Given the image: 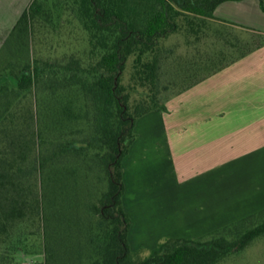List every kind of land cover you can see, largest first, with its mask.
<instances>
[{"label":"trees","instance_id":"obj_1","mask_svg":"<svg viewBox=\"0 0 264 264\" xmlns=\"http://www.w3.org/2000/svg\"><path fill=\"white\" fill-rule=\"evenodd\" d=\"M227 1L242 0H61L86 32L89 49L86 58L73 55L60 64L31 55L54 12L41 0L29 4L8 39L17 67L1 73L0 264H21L15 251L27 241L17 236L24 225L38 230L28 236L42 232L40 264H220L264 237L262 209L205 237L164 236L155 248L135 250L124 204L123 162L138 137V119L167 110L174 96L264 46L263 33L246 29L257 39L238 57L203 47L212 36L222 41L221 25L235 27L215 15ZM174 38L182 43L171 44ZM181 46L196 51L188 64L176 52ZM166 64L172 71L163 84ZM48 81L55 103L42 104L38 88ZM76 90L84 107L71 95ZM83 121L91 137L67 139ZM95 169L104 187L98 191L91 186Z\"/></svg>","mask_w":264,"mask_h":264},{"label":"crops","instance_id":"obj_2","mask_svg":"<svg viewBox=\"0 0 264 264\" xmlns=\"http://www.w3.org/2000/svg\"><path fill=\"white\" fill-rule=\"evenodd\" d=\"M215 15L264 34L260 0L227 1ZM136 133L123 162L133 249L164 236L205 237L264 209V46L139 118ZM153 148L158 167L148 160ZM145 199L143 241L132 211Z\"/></svg>","mask_w":264,"mask_h":264},{"label":"rangeland","instance_id":"obj_3","mask_svg":"<svg viewBox=\"0 0 264 264\" xmlns=\"http://www.w3.org/2000/svg\"><path fill=\"white\" fill-rule=\"evenodd\" d=\"M32 1L33 0H0V85L2 84L5 76L1 75L2 71L10 65L15 68L17 67L16 59L18 55H16V52L13 51L9 46L8 39L12 28L18 21L23 11L29 6ZM41 1H43L46 5L49 6V8L53 10L54 23H49L47 26H42L41 28H39V32H37L36 37V44L34 45V49H32L31 51V55L41 57L43 60L48 59L53 64L65 63L73 55L86 58L89 49L87 34L83 30L78 18L75 16L73 11L68 6H66L65 3L61 2V0ZM216 26L220 27L219 25ZM221 29L224 30L225 33L221 37L222 41L216 40L217 38L212 36L209 40H206L207 44L203 46L205 48L206 46L212 44L210 50L208 49V52L211 55H218L223 51L226 58L232 59L238 57L244 51L248 50V43L253 42L257 39L255 36L253 38L254 34L246 29L238 27L231 28V26H225V24L224 27L221 25ZM206 41H204V43H206ZM175 42L179 43L180 40L174 38L170 41L171 44ZM231 44H234L235 46H231ZM176 52L186 56L187 60L184 61L186 64L189 63V59H193L196 55V51L194 48H190V50H187V48L184 46L178 48ZM170 66L171 65L169 64L164 69V71L167 70V72L166 74H164V76L162 75L163 84L168 83L170 79L169 71H172V68H170ZM50 82L51 81L45 82L38 88L37 100L42 104H45L44 102L50 101L52 103H55L54 100L50 99V97L53 96L49 91ZM180 87L181 85L175 87V90L178 91ZM172 93V89H169L162 91L161 95L163 98H166ZM71 95L73 98L79 97L76 99H79L80 106L82 105V107H84L86 103V98L84 99V96L78 95L77 90L72 91ZM78 129L81 130L79 131ZM72 130L74 131V134H67V139H75L80 142L83 139L91 137L92 135L91 125H89L86 121L76 124L72 128ZM155 152V148L150 150L148 154V160H150L152 164H155V166L158 167L156 163L159 164L160 161H156V163L154 162V159L156 160ZM161 153L162 151L160 150L158 158L162 157ZM99 171L100 170L95 169L94 173L91 174V186L95 191L104 188L102 187L103 185L101 186L99 184L101 179L100 176H102V173H100ZM159 173H161V170L159 171ZM138 185H140V183H138ZM141 204L143 205H141L139 209L137 208L136 211L133 210L132 213L136 221L135 229H138V231H140L139 235L142 236V240L144 241L147 239L145 238V234L147 232V218L150 217L148 216L146 207H149L151 203H147L145 199L141 202ZM248 227H250V225H248L247 228ZM32 229L38 233L36 227H31L29 225H24L17 233L18 238L21 237L23 240L27 239V241L21 243V248L15 251V258L21 264H40L44 260L42 232H40V235L28 236ZM227 234L230 239H234L237 237L235 230L228 232ZM137 236L138 235H136V237ZM175 237L191 238V236L182 235H178ZM138 246H140V244L137 243L134 247L137 248ZM220 264H264V237L257 238L251 246L242 251L231 254Z\"/></svg>","mask_w":264,"mask_h":264}]
</instances>
